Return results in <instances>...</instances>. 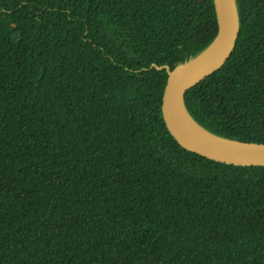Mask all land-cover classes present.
Here are the masks:
<instances>
[{
    "label": "trees",
    "instance_id": "trees-1",
    "mask_svg": "<svg viewBox=\"0 0 264 264\" xmlns=\"http://www.w3.org/2000/svg\"><path fill=\"white\" fill-rule=\"evenodd\" d=\"M187 90L207 130L264 143V0ZM213 0H0V264H264V165L183 148L168 73L215 37Z\"/></svg>",
    "mask_w": 264,
    "mask_h": 264
},
{
    "label": "water",
    "instance_id": "water-1",
    "mask_svg": "<svg viewBox=\"0 0 264 264\" xmlns=\"http://www.w3.org/2000/svg\"><path fill=\"white\" fill-rule=\"evenodd\" d=\"M217 21L214 39L197 55L177 64L152 63L168 73L161 104L165 125L185 149L209 159L233 165H264V143L215 134L200 125L185 104L187 90L218 70L234 50L239 34L236 0H213Z\"/></svg>",
    "mask_w": 264,
    "mask_h": 264
}]
</instances>
